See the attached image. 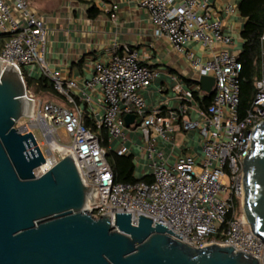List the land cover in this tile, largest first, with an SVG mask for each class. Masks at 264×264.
<instances>
[{
    "label": "built area",
    "instance_id": "obj_1",
    "mask_svg": "<svg viewBox=\"0 0 264 264\" xmlns=\"http://www.w3.org/2000/svg\"><path fill=\"white\" fill-rule=\"evenodd\" d=\"M212 2H137L154 25V38L166 41L190 70L188 79L145 65L140 53L131 49L91 62L80 80L67 79L49 67L45 24L26 0H0V35L8 37L0 47V65L12 68L25 88L28 120L23 125L17 121L15 128L33 135L44 158L34 171L36 177L70 155L82 185L96 188L98 197L88 195L95 203L87 197L85 205L93 218L113 220L115 214H130L136 226L138 217H145L193 248L230 246L261 262L264 246L250 232L242 212L237 214L236 202L241 209V161L253 150L252 133L264 123V73L254 82L252 103L239 120L240 50L224 31ZM237 6L226 5L224 10L238 14ZM260 42L264 50V33ZM29 77L49 80L63 105L36 104L28 90ZM201 77L214 80L206 108L198 102L210 95L197 83ZM161 79H166L167 94L156 104L147 103L145 93ZM128 115L134 120L126 126ZM85 116L95 131L84 126ZM109 152L132 156L135 183L115 181ZM143 176L151 182L141 181Z\"/></svg>",
    "mask_w": 264,
    "mask_h": 264
},
{
    "label": "water",
    "instance_id": "obj_2",
    "mask_svg": "<svg viewBox=\"0 0 264 264\" xmlns=\"http://www.w3.org/2000/svg\"><path fill=\"white\" fill-rule=\"evenodd\" d=\"M197 83L212 94L213 78ZM24 94L18 74L0 65V264H264V255L259 262L230 246L193 248L145 217L136 226L130 214L93 218L85 205L88 195L98 197L96 188L82 185L70 155L35 176L44 158L33 135L15 128L27 113ZM133 120L124 117L126 126ZM250 145L253 150L241 161V211L264 246V123Z\"/></svg>",
    "mask_w": 264,
    "mask_h": 264
},
{
    "label": "crops",
    "instance_id": "obj_3",
    "mask_svg": "<svg viewBox=\"0 0 264 264\" xmlns=\"http://www.w3.org/2000/svg\"><path fill=\"white\" fill-rule=\"evenodd\" d=\"M239 1L213 0L212 9L222 21L224 31L234 39L236 48L241 50L240 33L245 20L239 13L228 15L224 10L226 5L236 6ZM137 2L138 0H26L30 10L45 24L49 67L61 72L67 79L80 80L88 73L91 62L105 60L114 52L122 54L128 49L139 52L145 65L165 68L181 79H188L190 70L166 41L154 38V25ZM92 7L98 11L94 18L89 16ZM1 45L0 43V47ZM33 77L28 80L35 81L36 77ZM165 82L166 79H161L149 88L145 93L147 103L156 104L163 99L162 95L167 94ZM158 89L162 94L158 93ZM42 94L45 97L43 102L55 101L48 91Z\"/></svg>",
    "mask_w": 264,
    "mask_h": 264
},
{
    "label": "trees",
    "instance_id": "obj_4",
    "mask_svg": "<svg viewBox=\"0 0 264 264\" xmlns=\"http://www.w3.org/2000/svg\"><path fill=\"white\" fill-rule=\"evenodd\" d=\"M237 10L240 17L245 20L240 33L241 50L238 56V62L241 65V71L238 76L240 90L238 117L239 120H242L250 108L255 95L254 82L260 79L263 74V47L260 38L264 33V0H240ZM97 15L98 11L92 7L89 10V16L94 18ZM7 38L6 35H0V39H4V41ZM2 40L0 41L1 44L4 42ZM30 81L32 82V80L29 79L28 81L27 79V85ZM33 83L35 84L37 94L48 91L55 100L52 103L57 105H61L62 102L64 103V99L53 89V85L49 80L41 77L33 81ZM211 100L212 94L205 96L202 100H198V102L200 106L206 108L211 103ZM83 121L86 128L95 131L94 125L88 116H85ZM107 161L117 183L131 184L138 180L134 176L135 167L132 156L120 157L109 152L107 154ZM140 180L147 183L151 182L148 176H143ZM236 205L239 206L238 202H236Z\"/></svg>",
    "mask_w": 264,
    "mask_h": 264
},
{
    "label": "rangeland",
    "instance_id": "obj_5",
    "mask_svg": "<svg viewBox=\"0 0 264 264\" xmlns=\"http://www.w3.org/2000/svg\"><path fill=\"white\" fill-rule=\"evenodd\" d=\"M263 73H264V50H263ZM28 90L33 94V96L35 98V103L36 104H38V101H42V102L45 101L44 94H42V93L37 94L36 93V91H35V84L33 83V81L32 82L31 81L29 82V84H28ZM62 104H63V102H62ZM65 106H67V105H65ZM27 120L28 119L26 117L20 118L18 120V125L25 124L27 122ZM34 133H35V136H36L37 140L38 141H41V135H40L39 131L34 130ZM236 212H237L238 215L242 212L241 209L239 208V206H237V205H236ZM211 238L213 239V238H218V237L217 236H212Z\"/></svg>",
    "mask_w": 264,
    "mask_h": 264
}]
</instances>
